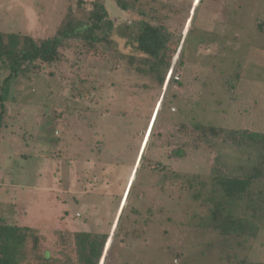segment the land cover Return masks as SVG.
<instances>
[{"label":"rangeland","instance_id":"obj_1","mask_svg":"<svg viewBox=\"0 0 264 264\" xmlns=\"http://www.w3.org/2000/svg\"><path fill=\"white\" fill-rule=\"evenodd\" d=\"M94 1L0 0V32L52 38L70 10L81 18ZM104 1L116 52L143 57L120 34L140 17ZM157 1L179 38L163 85L106 45L66 41L62 62L7 87L0 217L38 230L46 257L60 256L61 233L89 232L110 235L101 264L264 263V216L257 238L225 239L203 226L211 189L193 177L208 184L209 157L226 164L238 154L221 141L196 149L177 131L187 124L264 132V0ZM172 72L179 80H169ZM6 76L0 72V87ZM171 149L186 155L170 157Z\"/></svg>","mask_w":264,"mask_h":264},{"label":"trees","instance_id":"obj_2","mask_svg":"<svg viewBox=\"0 0 264 264\" xmlns=\"http://www.w3.org/2000/svg\"><path fill=\"white\" fill-rule=\"evenodd\" d=\"M115 3L121 10L140 17L139 21L126 26L125 30H118V33L120 31L121 37L132 40L135 48L144 55L141 58L116 52L113 35L117 31L104 0H95L92 10L81 18L73 16L70 10L52 38L36 41L29 35L0 32V72L7 73L0 87V135L7 115L6 97L10 96L7 87L20 77L40 74L43 66L62 62L66 41H81L83 48L88 50L106 45L119 59H127L131 66L137 64V73L164 84L179 44V38L164 24L167 15L161 12L168 11V7L157 0H115ZM177 131L182 138L186 137L196 145V149L204 143L210 146V141H221L238 154L234 162L226 164H221L218 156L209 157L207 164L211 175L208 184L201 175L193 177L198 188L202 190L210 185L211 189L204 198L209 211L203 222L206 231L225 239L257 238L261 232L259 220L264 216V132L187 124L180 125ZM162 137L159 146L165 147L166 141ZM169 154L170 157L186 155L183 149H171ZM158 169L165 178L170 176L165 166ZM188 183L193 186V182ZM253 187L257 188L255 193H251ZM254 195L256 200L252 198ZM200 196L197 194L195 198ZM245 203L244 209H240ZM246 211H252V214L246 215ZM58 242L60 256L46 257L43 254L44 237L38 230L9 225L0 217V264H101L112 241L108 234L80 232L61 233ZM241 264L264 263L245 260Z\"/></svg>","mask_w":264,"mask_h":264},{"label":"built area","instance_id":"obj_3","mask_svg":"<svg viewBox=\"0 0 264 264\" xmlns=\"http://www.w3.org/2000/svg\"><path fill=\"white\" fill-rule=\"evenodd\" d=\"M171 76H172V77H171ZM171 76L169 77V80H170V79H173V80H174V79H175V80H179L178 75H174L173 72H172Z\"/></svg>","mask_w":264,"mask_h":264},{"label":"flooded vegetation","instance_id":"obj_4","mask_svg":"<svg viewBox=\"0 0 264 264\" xmlns=\"http://www.w3.org/2000/svg\"><path fill=\"white\" fill-rule=\"evenodd\" d=\"M184 39H185V38H184ZM183 44H185L184 41H183ZM158 167L162 169V168L164 167V165H160V166H158ZM167 167H168V166H167ZM167 167H165V168H166L167 173H168V168H169V167H168V168H167Z\"/></svg>","mask_w":264,"mask_h":264}]
</instances>
